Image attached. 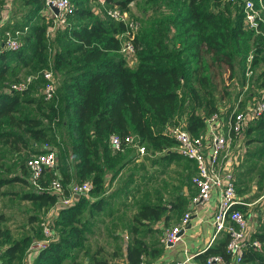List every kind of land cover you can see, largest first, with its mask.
Instances as JSON below:
<instances>
[{
  "label": "trees",
  "instance_id": "obj_1",
  "mask_svg": "<svg viewBox=\"0 0 264 264\" xmlns=\"http://www.w3.org/2000/svg\"><path fill=\"white\" fill-rule=\"evenodd\" d=\"M69 1L71 10L65 14L64 23L48 34L52 18L44 14L43 0H23L27 13L20 22L27 33L14 50L0 46L2 83L8 79L17 81V74L24 68H29L30 73L40 72L32 82L38 84L44 82L41 71L52 69L60 73V77L54 78L56 91L51 101L43 100L41 94V99H33L24 96V91L0 88V145L14 152L29 149L30 139L33 144L41 140L47 144L53 141L56 147L59 143L68 145L72 172L69 173L65 160L59 167L56 162L55 167L61 174L64 196L68 195L67 186L73 182L72 178L77 184L89 180L88 195L101 194L104 176L111 171L113 178L122 170V155L130 148L122 144L121 150L112 149L108 143L112 134L121 138L132 135L145 152L164 151L160 160L165 163L183 158L170 149L175 141L162 127L170 124L174 115L182 114L186 130L194 136L202 134L205 118L217 112L211 89L212 70L221 65L232 73L236 65L242 69L251 48L252 69L257 53H262L264 61V36L244 27L237 3L142 0L152 9L147 23L135 32V62L128 65L119 51L118 36L124 32L125 25L106 16L104 7L115 6L125 11L134 0H104L105 6L99 11H93V0ZM261 30L264 32V26ZM259 78L261 91L256 101L264 102V67ZM22 102L34 103L36 113L23 114L19 107ZM57 131L61 137L58 142L54 139ZM245 136L247 143L257 144L248 154L263 157L264 163V110L247 122L242 137ZM41 151L36 150L28 158ZM24 164L26 170L18 166L21 174L0 175V188L13 183L29 184V171ZM52 171L43 174L42 187L48 184ZM194 192L193 187L192 195ZM87 194L58 209L53 221L57 228L55 239L37 250L32 264H62L66 259L78 264L74 251L83 247L94 213L103 207L102 197L90 200ZM20 197L39 207L51 206L57 199L55 193L33 187ZM184 205V196L177 193L167 203L158 198L137 207L127 228L130 235L125 246L127 264L145 263V256L158 253L151 243L142 240L139 226L150 233L153 229L149 224L162 219L163 227H167L170 213L182 214ZM234 207L246 211L244 205ZM227 241L228 234L220 233L208 247L193 255V261L205 264L212 256L229 261ZM253 241L259 243L258 248L252 247ZM30 243L29 235L12 241L7 231L0 230V264L19 258ZM86 264L111 263L94 254ZM239 264H264V217L258 229L249 234Z\"/></svg>",
  "mask_w": 264,
  "mask_h": 264
},
{
  "label": "rangeland",
  "instance_id": "obj_2",
  "mask_svg": "<svg viewBox=\"0 0 264 264\" xmlns=\"http://www.w3.org/2000/svg\"><path fill=\"white\" fill-rule=\"evenodd\" d=\"M22 1L23 0H0L1 41L4 40L5 32H8L9 35L17 41L19 46L22 38L27 33V28L20 22V18L27 13V8ZM104 6L105 4L100 3L99 0H93L91 4L93 11H99ZM151 9V6L143 3L142 0L130 1L125 11H123L125 14V21H136L139 28L143 23H147ZM251 49L253 50V48ZM262 57V53H257V60L255 61L253 69L252 62L250 63L251 73L248 75L245 73L246 63H244L242 69L240 66L236 65L233 73L224 65L212 70L213 83L211 89L218 112L228 114L234 109L237 111H245L247 108L254 105L256 100L260 97L261 89H259V87L262 79L259 78V73L262 67H264V61L261 60ZM48 70L51 71L52 69ZM30 72L31 70L29 68H24L17 74L16 79H23L27 75H35L37 77L40 73ZM51 73L53 77L55 76V79L60 77L58 71H51ZM14 81L13 79H8L5 83L0 81V88L6 90ZM32 84V86L28 85L26 89L22 90L24 91L23 95L33 99H41L42 84H38L37 82ZM51 100L52 99L47 101ZM19 107L23 114L36 113V105L34 103L29 104L22 102L19 104ZM196 112L200 113V111ZM182 122L183 115L176 114L172 117L170 124L168 123L162 127V131L168 133L172 126L182 124ZM54 134V139L58 142L59 138L61 139L60 134L58 131ZM30 141L32 145L29 149H21L16 152L9 151L6 147L0 145V175L7 174V172L21 174L18 168L19 165H22L24 170H26L24 164L26 163L25 160L36 150H42L45 145L41 140L36 141L35 144H33V140L30 139ZM256 145L257 144L254 142L247 143L246 136L240 138L232 136L219 157L220 169L226 166L231 172L234 178L236 192L239 195H251L250 197L254 198H257L258 195L264 196L263 157L248 154ZM47 146L55 149L57 166L59 167V165H62V162L65 160L69 166L68 171L71 173L73 160L69 151V146L65 143H59L56 147L53 141H50ZM127 148L130 149L127 153L122 155V162H124L123 169L116 177L114 176L115 178L113 180L115 181L113 190H117L115 194H119L117 197L120 201L118 204L115 202L114 205H108L109 208H106L97 216H93V226L89 227L86 233L87 241L85 249L82 247L81 252L77 254L78 260L82 264H84L83 257L97 249L99 254L103 257H107L111 263L113 262L111 255L116 252L117 259L114 261V264H122V261H120L121 250L125 241H127V239H124L123 235L125 233L129 237L127 228L131 224V215L137 208V201L141 199L140 194L142 195V193L145 192L144 197L148 198L154 195H162L161 193L165 191L167 187L171 186L170 184L173 181L176 182V189L179 187L177 185L178 171L181 169L182 165L175 161L170 164L172 165L175 163L173 166L169 164L165 166L161 165V163H165L160 160V156L165 153L164 151H143V153H136L133 147L128 146ZM170 149L176 151L175 146H172ZM152 161L157 163H151ZM111 173L113 172L110 171L104 176L103 194L101 195L104 198V194L110 189V183L106 178L107 176H112ZM58 175L61 174L59 173ZM72 181V183H75L73 178ZM30 190H32V186L27 183H13L0 188V227L6 229L10 238H18L24 234H28L33 244L34 242L44 243L47 240H53L57 234V228L53 224V221L56 217L58 206L51 205L39 207L36 203H32L20 197L23 192ZM98 195L87 194V197L93 200L97 199ZM258 205L259 206L256 207H260L262 209V214H264L263 198L258 201ZM43 222H47L50 229V235L47 237H44L41 232V224ZM139 229L142 234L145 227L139 226ZM155 236L156 235H150L148 239L151 240ZM31 251L32 249H30V252Z\"/></svg>",
  "mask_w": 264,
  "mask_h": 264
},
{
  "label": "built area",
  "instance_id": "obj_3",
  "mask_svg": "<svg viewBox=\"0 0 264 264\" xmlns=\"http://www.w3.org/2000/svg\"><path fill=\"white\" fill-rule=\"evenodd\" d=\"M229 2L240 5L242 13V22L246 29L252 30L254 34L264 36L261 26H264V3L263 0H227ZM104 3L103 0H99ZM44 13L52 18V26L47 28V33H52L56 25L64 23L65 14L71 10L69 0H43ZM50 6L57 9V13H53ZM104 13L109 18L121 21L125 25V30L118 37L121 39L120 53L126 58L127 62L134 57L135 48L133 39L138 29L136 21H125V14L117 7H104ZM0 46L4 49L14 50L18 47L17 41L5 32L4 40ZM252 61V49L246 56V75L251 73L250 63ZM41 77L44 82L42 84L41 95L43 100L47 101L55 96L56 81L50 70L41 71ZM37 77L35 75H27L23 79L14 81L10 84L9 90L22 91L28 87ZM264 110V102L258 100L245 111L232 110L228 114L214 112L205 118L204 132L200 135H191L185 128L184 123L174 125L167 133L175 141V150L181 157L189 160L194 165V174L190 178L191 185L195 192L190 197V208L186 210L177 220V222L169 228H166L159 240L163 245L172 244L178 240L179 233L186 228L190 215L194 211L195 206L206 201L212 190L216 195V204L211 214V224L213 226L212 241L216 235L220 233L228 234L226 243V251L230 254V259L224 262L219 256H212L206 260L205 264H239L241 259V251L246 241H248L247 217L240 209L235 208L236 205H246L235 188L234 178L226 166L220 169L219 157L226 147L227 142L232 136L235 138L242 137L244 127L247 122L254 119ZM110 147L114 150H121V145L125 147H133L138 153H143L144 149L138 145L137 140L132 135H126L123 138L117 135H110L108 138ZM42 151L34 154L26 160V167L29 171L28 182L34 189L47 190L55 193L58 209L69 206L75 202L80 195H86L91 188L89 181L80 184L71 183L67 186L68 195L62 194L63 189L59 180V175L55 170L56 158L55 151L52 147H48L44 143ZM53 170L47 186L42 187L40 180L44 173ZM52 205V206H53ZM41 232L44 237L50 235V229L47 222L41 224ZM35 243L32 245L33 254L46 244ZM252 247L258 248L259 243L253 241ZM146 264V263H141ZM173 264H195L193 256L185 253L182 261Z\"/></svg>",
  "mask_w": 264,
  "mask_h": 264
},
{
  "label": "crops",
  "instance_id": "obj_4",
  "mask_svg": "<svg viewBox=\"0 0 264 264\" xmlns=\"http://www.w3.org/2000/svg\"><path fill=\"white\" fill-rule=\"evenodd\" d=\"M134 62H135V57L131 58V60L127 63H128V65H132ZM174 161L176 163H179L182 165L181 169L178 171V183H177V185L179 186L178 189H176V187H175L176 182L173 181L170 184L171 186L167 187V189L161 193L162 195H154L151 198H148V197H144V193H145L144 192V193H142V195L140 194L141 199L139 201H137V203H138L137 207L140 204L145 203V202H154L158 198L162 199V201L164 203H167L169 201H172L178 193L180 195H183L185 198V205L183 207L182 214L190 208V197H191L192 192H193V186L191 185L190 178L194 174L192 162H189L186 159L180 158L179 160H171V161H168L166 163L163 162L164 164L161 163V165H163V166H165L167 164L170 165ZM151 163H157V162L152 161ZM174 164H172L170 166H173ZM120 172H118L115 175V177ZM115 177L110 178L109 176H107L106 180H108L110 183V186H109L110 189L106 194H104L105 198L101 196L103 193H101L97 197V198H99V197L103 198V207L101 208L100 211L94 213V217L97 216L98 214L102 213L106 208H109L108 205H114L115 202L117 204L119 203L120 200L117 197L119 194L118 195L115 194L117 192L116 189L113 190L114 184H115V181H113V180ZM239 196L241 198H243L244 202L247 203L244 206L246 207L245 215L247 217L248 234H250V233L256 231V229H258L260 221L264 217V214H262V209L260 207L259 208L256 207V206H259L258 201L262 200V198L264 200V196L258 195L257 198L250 197L251 195L244 196V195L240 194ZM215 204H216V195H215V192L212 190L209 198L206 201H203L200 204H198L197 206H195L194 211L190 215V218H189V221H188L186 228L182 231L178 240L172 244L163 245L160 242L159 238L162 235L163 231L166 228H169L172 225H174L182 214L174 215L173 213H170V218L166 222L167 227H163L164 220H162V219H160L154 223L149 224L151 229H153L152 232L148 233V232L143 231V233L140 235V237L142 238V240L144 242H146L148 244L151 243L153 249H156L158 251V253L156 254V256H152V257L151 256H145L143 261L146 264H173L174 262L182 261L185 257V253L191 254L193 256L194 254H196L200 251H203L206 247H208L213 242V240H215L219 236V234L216 235L215 238L212 241H210V238L213 235V226L211 224L210 217H211V214L213 213ZM135 212H136V210H135ZM134 213L131 215V217L134 215ZM0 219H1V215H0ZM91 226H93V223L90 224V227ZM0 230L6 231V229H2L1 227H0ZM143 230H145V229H143ZM8 235H9V233H8ZM26 235H28V234H24L20 237H23ZM150 235H156V236L153 237L151 240H149L148 237ZM123 236H124V239H127V241H125V244L122 246L121 260L120 261H122V264H127L126 259H125V246L130 241V235L128 237V235H126L124 233ZM9 237H10V235H9ZM20 237H18V238H12L11 237L10 239L13 241V240L19 239ZM156 240H158V241L156 242ZM86 241H87V236H86V240L83 244L84 249H85ZM32 245H33V243L29 244L28 248L23 253V255H21L19 258L16 257L14 260H12L8 264H32V261L35 257V254L37 253L36 252L33 254L32 251L30 252V249L33 248ZM80 252H81V249L74 251L75 262L78 264H82L78 260V256H77V254ZM94 254L97 258L107 260V261H109V263H111V261L107 257H103L99 254L98 249L91 252L90 254H87L86 256H84L83 257V260H84L83 263L86 264L89 257L93 256ZM111 256H112V261H113L111 264H114V261H116V259H117L116 258V252L113 253ZM62 264H71V261L69 259H66L62 262Z\"/></svg>",
  "mask_w": 264,
  "mask_h": 264
},
{
  "label": "water",
  "instance_id": "obj_5",
  "mask_svg": "<svg viewBox=\"0 0 264 264\" xmlns=\"http://www.w3.org/2000/svg\"><path fill=\"white\" fill-rule=\"evenodd\" d=\"M104 1V0H103ZM50 9L52 10L53 13H57V9L54 6H50ZM181 233H179L178 235H180Z\"/></svg>",
  "mask_w": 264,
  "mask_h": 264
}]
</instances>
